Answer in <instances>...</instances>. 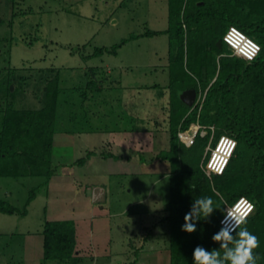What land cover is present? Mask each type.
<instances>
[{
	"label": "rangeland",
	"instance_id": "obj_1",
	"mask_svg": "<svg viewBox=\"0 0 264 264\" xmlns=\"http://www.w3.org/2000/svg\"><path fill=\"white\" fill-rule=\"evenodd\" d=\"M168 28V0H0V131L9 107L39 110L45 105L47 78L57 72L63 92L55 133L96 128L103 124L100 119L106 113L109 123L104 124L110 126L109 130L119 131L122 78L136 89L170 83L169 35L143 36L147 31ZM125 40L129 41L118 49L117 55L87 58L99 48L111 49ZM90 82L106 83L98 97L109 101L96 120L91 117L93 101L82 97V93L97 92ZM142 123L124 121L122 126L137 125L144 130L147 126ZM64 148L73 152L71 144L58 146V150ZM7 160L13 164L12 157ZM44 167L47 171L48 166ZM55 167L53 163L52 168ZM8 170L9 165L5 172ZM170 176L171 172L111 178L113 206H119V218H113L111 223L114 236L119 238L113 252L119 255H115L113 263L104 256L97 264H156L153 248L166 251L168 257L169 224L163 219L169 215ZM49 184L47 176H0V201L15 211H0V264H28L27 235L42 232L52 218ZM91 263V258H86L85 264Z\"/></svg>",
	"mask_w": 264,
	"mask_h": 264
},
{
	"label": "trees",
	"instance_id": "obj_2",
	"mask_svg": "<svg viewBox=\"0 0 264 264\" xmlns=\"http://www.w3.org/2000/svg\"><path fill=\"white\" fill-rule=\"evenodd\" d=\"M168 1L169 28L147 31L143 36L165 33L170 37V83L167 86L170 105L166 128L171 149L158 156L171 164L169 215L163 219L169 224L170 264H193V250L197 245L209 251L219 249V243L214 242L212 236L222 228L221 220L227 207L243 197L255 204V211L236 231L247 228L259 238L260 246L255 250L260 257L257 264H264V0H194L193 6L191 0ZM231 26L261 45L255 60L232 56L230 48H226L224 36ZM128 41L111 49L99 48L87 58L106 53L117 55L118 49ZM61 85L59 72L47 78L45 105L39 110L7 109L0 131L3 161L0 176H47L50 182L56 171L52 168L51 153L63 92ZM89 85L95 84L90 82ZM94 89L99 92L102 85H95ZM190 89L198 93L207 91L200 112L192 110L181 99ZM82 97L86 100L88 93H82ZM198 121L203 126L215 127L218 138L214 145L223 135L237 140L235 153L222 175L209 177L204 171L212 131L205 137L198 136L191 147L179 138L180 131L189 130ZM9 157L13 158V164L7 162ZM87 158L77 163L83 165ZM8 165L11 170L6 173ZM44 166H48L47 171ZM201 197L213 200V213L197 221L196 232L181 231L184 215L193 201ZM0 211L15 212L1 201ZM41 234L45 261L76 264L81 261L75 257L77 238L73 221H47ZM219 250L223 254V250Z\"/></svg>",
	"mask_w": 264,
	"mask_h": 264
},
{
	"label": "crops",
	"instance_id": "obj_3",
	"mask_svg": "<svg viewBox=\"0 0 264 264\" xmlns=\"http://www.w3.org/2000/svg\"><path fill=\"white\" fill-rule=\"evenodd\" d=\"M119 84V131L109 130L110 126L104 124L109 123L105 120L109 117L106 113L104 119H100L103 124L96 128L56 133L54 137L52 159L56 171L49 184V214L52 218L48 221L71 220L75 223V257L81 259L80 264H85L86 258H91V264H97L98 259L104 256L113 263L115 255H119V252H113V245L119 238L114 236L111 223L113 218H119V206H113L111 178L171 172L170 162L158 158L162 151L171 149L170 133L166 128L170 105L168 84L136 89L138 87L125 82L124 78ZM105 85L99 92L88 95L93 101L90 105V110H93L91 117H95L93 120L98 118L102 106L109 103L98 97L103 94ZM124 121H142L141 125L147 127L143 130L137 125L122 126ZM70 144L73 152L68 153L65 148L58 150L59 145ZM89 153L92 154L88 157ZM86 156V162L79 165L77 161ZM26 239L28 264H60L56 260L45 261L41 232L36 235L30 233ZM165 252L152 249L156 264H170V253L167 252V261Z\"/></svg>",
	"mask_w": 264,
	"mask_h": 264
},
{
	"label": "built area",
	"instance_id": "obj_4",
	"mask_svg": "<svg viewBox=\"0 0 264 264\" xmlns=\"http://www.w3.org/2000/svg\"><path fill=\"white\" fill-rule=\"evenodd\" d=\"M224 42L232 51V56L242 58L246 61L255 60L261 52V45L235 26H231L229 28L224 36ZM206 96L207 91H200L192 110L198 109L200 112L204 105ZM209 129L212 131V136L206 149L203 164L205 173L209 177H212L213 175H222L225 172L237 148V140L231 136L223 135L214 145L216 140L215 127L203 126L199 123V121L192 124L189 130L180 131L179 138L186 146L191 147L195 144L198 136H207ZM208 154L209 157L207 159L206 157ZM249 205L254 206L251 212L248 210ZM254 211L255 204L248 198L243 197L235 205L227 207L226 215L221 220V226L222 228L225 227L227 230L231 231L236 228V219H246Z\"/></svg>",
	"mask_w": 264,
	"mask_h": 264
},
{
	"label": "clouds",
	"instance_id": "obj_5",
	"mask_svg": "<svg viewBox=\"0 0 264 264\" xmlns=\"http://www.w3.org/2000/svg\"><path fill=\"white\" fill-rule=\"evenodd\" d=\"M253 207L248 206L249 212L253 210ZM214 209L213 200L210 197L195 199L190 210L184 215L181 231L189 234L196 232L197 221L210 217ZM245 222L244 218L236 219V228ZM236 228L229 231L223 227L212 236V240L219 243V249L223 250V254L219 249L209 251L197 245L193 250V264H257L260 257L255 250L260 246L259 238L247 228H241L239 231H236ZM233 232L236 233L235 236Z\"/></svg>",
	"mask_w": 264,
	"mask_h": 264
},
{
	"label": "water",
	"instance_id": "obj_6",
	"mask_svg": "<svg viewBox=\"0 0 264 264\" xmlns=\"http://www.w3.org/2000/svg\"><path fill=\"white\" fill-rule=\"evenodd\" d=\"M218 44L220 46H222V41H219ZM197 95H198V92L197 90L195 89H190V90H187L185 91L182 95H181V99L183 100V102L185 104H187L189 107H193L195 102H196V99H197Z\"/></svg>",
	"mask_w": 264,
	"mask_h": 264
}]
</instances>
